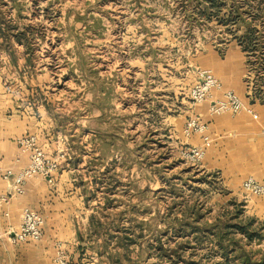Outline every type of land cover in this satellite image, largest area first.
<instances>
[{"label": "rangeland", "instance_id": "374dc122", "mask_svg": "<svg viewBox=\"0 0 264 264\" xmlns=\"http://www.w3.org/2000/svg\"><path fill=\"white\" fill-rule=\"evenodd\" d=\"M200 5L0 0V57L21 54L13 59L20 73L77 156L90 161L82 171L90 195L104 192L90 233L100 264H215L221 254L199 230L222 215L256 232L252 239L235 232L240 242L230 258L264 257V219L247 208L248 193H229L222 174L201 169L202 161L186 163L168 132L190 101L199 54L245 29L195 17L191 9Z\"/></svg>", "mask_w": 264, "mask_h": 264}, {"label": "crops", "instance_id": "0c3cea01", "mask_svg": "<svg viewBox=\"0 0 264 264\" xmlns=\"http://www.w3.org/2000/svg\"><path fill=\"white\" fill-rule=\"evenodd\" d=\"M20 55L17 52L0 57V163L15 171L29 164V154L21 151L18 142L19 137L29 133L38 135L50 156L63 152L64 157L52 181L42 175L34 176L26 182L23 194H14L10 203L0 206V264H58V242L67 249L70 264H100L103 256L90 251L98 241L90 233L98 229L95 219L100 209L103 211L105 197L100 193L104 192L97 191L95 199L90 195L92 181L82 172L90 161L77 156L67 136L58 130L57 119L41 105L36 89L20 73L23 66L13 62ZM195 61L198 67L212 69L223 88L238 93L258 116L247 111L212 114L209 100L195 106L188 100L184 110L170 118L168 132L180 153L182 147L202 141L200 134L185 136L183 129L189 117L198 115L207 122L213 143L200 167L209 172L219 171L229 193L239 196L244 194L243 182L247 177L264 182V98L255 95L257 75L236 39L208 47ZM97 189L100 190L99 185ZM7 192H12L11 182L0 179V193ZM245 197L249 199L247 208L264 219V196ZM27 206L44 215V235L40 240L16 242L13 234Z\"/></svg>", "mask_w": 264, "mask_h": 264}, {"label": "built area", "instance_id": "2783aa9c", "mask_svg": "<svg viewBox=\"0 0 264 264\" xmlns=\"http://www.w3.org/2000/svg\"><path fill=\"white\" fill-rule=\"evenodd\" d=\"M198 78L189 91L190 104L195 106L204 101H210L209 111L212 114L224 112L239 113L247 111L257 117L253 106L234 90L223 88L221 79L216 76L212 69L200 67L197 71ZM216 92H221L217 96ZM185 136L191 137L200 134L202 141L198 145H186L180 149V156L190 164L201 162L207 150L212 146L213 137L209 132V125L198 115H191L184 126ZM20 149L28 153L30 162L19 171L11 167H4L0 163V179L11 182V191L0 193V206L10 203L14 194L25 192L26 182L34 176L42 175L53 180L54 174L61 167L64 153L50 156L39 142L37 134L29 133L18 138ZM246 193L255 196H264V182L258 181L254 176L247 177L243 182ZM45 217L42 213L27 206L22 211L21 223L14 232V241L40 240L44 235ZM55 261L58 264H70L67 249L61 242L57 243Z\"/></svg>", "mask_w": 264, "mask_h": 264}, {"label": "trees", "instance_id": "16d2710c", "mask_svg": "<svg viewBox=\"0 0 264 264\" xmlns=\"http://www.w3.org/2000/svg\"><path fill=\"white\" fill-rule=\"evenodd\" d=\"M199 2L204 3V6L200 5L191 9L197 18L216 19L219 23L226 25L229 31H233V25L237 29L238 26L243 27L245 24L244 31L234 33L233 39H236L246 51L248 63L257 75L255 95L264 98V5L258 4L255 8L249 6L245 8L242 3L239 4L234 0L231 4L228 0H199ZM225 218L226 215L218 218V223L214 227L200 228L201 235L200 238L197 237L200 241L209 240L211 242L209 250L216 249L221 254L222 260L215 264H264V257L254 259L248 254L235 255L230 258L232 253L237 252L240 242L235 232H240L251 239L256 232L250 230L251 222H232L231 218L224 221ZM237 260L239 262L233 263Z\"/></svg>", "mask_w": 264, "mask_h": 264}]
</instances>
